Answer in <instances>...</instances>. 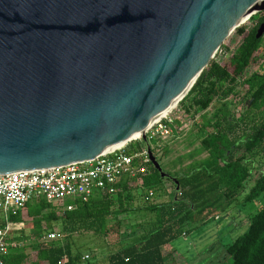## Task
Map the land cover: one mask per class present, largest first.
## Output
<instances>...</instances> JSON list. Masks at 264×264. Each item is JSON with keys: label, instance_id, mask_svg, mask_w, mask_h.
Instances as JSON below:
<instances>
[{"label": "water", "instance_id": "water-1", "mask_svg": "<svg viewBox=\"0 0 264 264\" xmlns=\"http://www.w3.org/2000/svg\"><path fill=\"white\" fill-rule=\"evenodd\" d=\"M264 0H0V175L90 161L191 90ZM264 35V23L256 39Z\"/></svg>", "mask_w": 264, "mask_h": 264}, {"label": "trees", "instance_id": "trees-1", "mask_svg": "<svg viewBox=\"0 0 264 264\" xmlns=\"http://www.w3.org/2000/svg\"><path fill=\"white\" fill-rule=\"evenodd\" d=\"M254 19V27L241 25L232 33L230 45H221L220 51L226 56L239 41L232 55L227 60H211L180 102L189 98L190 104L181 108L186 113L193 108V114H198L218 101L213 113L203 116L196 125L200 146L195 155L205 153L204 158L173 174L164 171L167 177H162L150 162L147 175L121 177L113 193L99 192L90 199L69 200L71 209L61 213L57 205L42 199L28 202L10 220L26 224L27 233L22 230L14 240L34 241L27 247L11 249L3 257L4 264H94L102 260L104 264H176L173 250L169 249L171 243L219 219L221 213L232 208L236 211L264 194V170L253 174L261 166L257 159L264 157V57L260 60L264 35L256 39L264 12L249 20ZM230 96L241 97L240 102L245 103L238 121L231 114V102H227ZM238 123L244 125L245 131L236 138L232 134ZM138 147L140 144L134 142L127 152ZM164 156L163 153L160 158ZM235 202L239 203L236 207ZM147 213L153 217L146 222L149 227L133 226L130 241L122 243V216ZM52 222L60 224L63 241L40 242L53 231ZM3 225L0 218V227ZM137 229L141 231L138 235L134 233ZM91 231L106 242L114 233L117 239L106 254H94L90 259L84 248L76 247L73 236ZM225 251L231 256V264H264V202L248 219L246 231L226 245ZM85 255L89 256L87 260Z\"/></svg>", "mask_w": 264, "mask_h": 264}, {"label": "built area", "instance_id": "built-area-1", "mask_svg": "<svg viewBox=\"0 0 264 264\" xmlns=\"http://www.w3.org/2000/svg\"><path fill=\"white\" fill-rule=\"evenodd\" d=\"M172 110L144 132L153 155L161 151L173 136L177 122H182L186 116L181 107L176 106ZM134 142H139L140 147L128 153L127 149ZM149 163L148 150L139 136L118 149L83 163L0 175V218L4 221L0 227V264H4L3 257L11 249L22 246L23 242L14 240V236L23 230L25 223L13 222L10 218L22 211L28 202L42 199L63 209H71V205H67L69 200L90 199L99 192L113 193L121 177L147 175ZM148 196L152 197L153 192L149 191ZM63 239L61 232L53 231L42 237L40 242L49 244ZM88 258V255L84 256V260Z\"/></svg>", "mask_w": 264, "mask_h": 264}, {"label": "rangeland", "instance_id": "rangeland-1", "mask_svg": "<svg viewBox=\"0 0 264 264\" xmlns=\"http://www.w3.org/2000/svg\"><path fill=\"white\" fill-rule=\"evenodd\" d=\"M259 14L260 13H258V15ZM256 23L257 19H254L245 22L243 25H246L248 29H251ZM232 37L233 34L226 39L223 44L230 45L229 43ZM238 43L239 41L231 46V50L226 54V56H224L223 52L219 49L212 60H227L232 55V52L235 50ZM263 57L264 52L260 55V60H262ZM256 68L257 65L253 66V70H256ZM229 101L231 102V114L238 121L242 115L245 103L243 101L240 102L241 97H233L232 99V96H230L227 99V102ZM190 102L191 100L188 98L178 104L177 108L182 107L183 105L188 106ZM217 105L218 101H213L206 111L198 114H193V108H190L191 111L187 112L186 116L183 117L182 122L176 126L173 136L168 139L161 151L157 152V155H155L163 171L173 174L180 169L182 170L192 162L198 161L206 156L205 153L195 155V151L200 146L199 140L196 138V125L202 121L203 116L209 117ZM238 125L239 126L235 129L234 134H232L236 138L241 137L245 131L243 124L238 123ZM163 153L165 156L161 159L160 157ZM189 154L193 155V158L188 157ZM257 163H261V166L254 170L253 174L255 176L259 171L264 170V157L262 156L258 158ZM164 184L167 185L168 181L164 180ZM263 202L264 194H262L255 201L243 204L240 209L236 208V211L232 208V206L231 208L233 210L230 209L221 213L219 219L210 220L205 226L199 228L196 232H192L189 235H185L175 240L169 245V249L173 250V256H175L176 264H231V256L225 251L226 245L232 243L238 236L246 231L248 219L251 215L257 212ZM238 205V202L234 203L235 207ZM62 210L63 207H59L57 211L58 213H61ZM152 218V215L148 213L144 215L137 214L135 216H122V226L120 231V236L122 237L121 242L124 243L130 241L133 226L136 225L138 227L144 224V227L148 228L149 225L146 222ZM51 225L53 226V231L61 230L60 224L52 222ZM25 229L26 224L23 231L24 233H27V229ZM138 230L139 229L134 232L136 235H138V232L141 233V231ZM114 234L111 235L107 242L103 240L102 237L94 234L92 231L76 234L73 236V240L76 247L80 249L84 248V253L89 254L91 259V256L94 254L101 256L110 250L112 243H114L117 239ZM33 241L34 240L32 238L23 241L22 247H27L28 244Z\"/></svg>", "mask_w": 264, "mask_h": 264}, {"label": "bare ground", "instance_id": "bare-ground-1", "mask_svg": "<svg viewBox=\"0 0 264 264\" xmlns=\"http://www.w3.org/2000/svg\"><path fill=\"white\" fill-rule=\"evenodd\" d=\"M250 19V18H249ZM249 19H244L243 20V22H242V25L245 23V22H247ZM136 138H138V134L137 135H134L131 139L133 140V139H136ZM126 142H123V143H121V144H119V145H117V146H115V147H113V148H111V149H108V150H106V152L107 151H111V150H115V149H118V148H120V147H122L124 144H125Z\"/></svg>", "mask_w": 264, "mask_h": 264}, {"label": "crops", "instance_id": "crops-1", "mask_svg": "<svg viewBox=\"0 0 264 264\" xmlns=\"http://www.w3.org/2000/svg\"><path fill=\"white\" fill-rule=\"evenodd\" d=\"M94 264H104V261L103 260L102 261H98V262H95Z\"/></svg>", "mask_w": 264, "mask_h": 264}]
</instances>
